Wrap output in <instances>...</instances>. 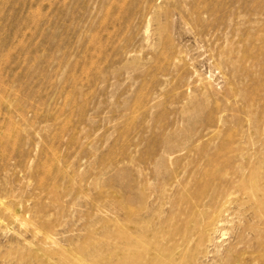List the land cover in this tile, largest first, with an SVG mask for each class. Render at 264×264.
<instances>
[{
  "label": "rangeland",
  "instance_id": "obj_1",
  "mask_svg": "<svg viewBox=\"0 0 264 264\" xmlns=\"http://www.w3.org/2000/svg\"><path fill=\"white\" fill-rule=\"evenodd\" d=\"M0 264H264V0H0Z\"/></svg>",
  "mask_w": 264,
  "mask_h": 264
}]
</instances>
